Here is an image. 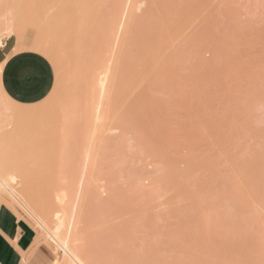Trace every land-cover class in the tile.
Returning a JSON list of instances; mask_svg holds the SVG:
<instances>
[{
    "label": "rangeland",
    "instance_id": "rangeland-1",
    "mask_svg": "<svg viewBox=\"0 0 264 264\" xmlns=\"http://www.w3.org/2000/svg\"><path fill=\"white\" fill-rule=\"evenodd\" d=\"M128 1L0 0V46L18 16L55 98H78L1 147L38 171L37 203L66 194L60 231L87 264H264V0ZM18 211L34 264L72 262Z\"/></svg>",
    "mask_w": 264,
    "mask_h": 264
},
{
    "label": "bare ground",
    "instance_id": "bare-ground-1",
    "mask_svg": "<svg viewBox=\"0 0 264 264\" xmlns=\"http://www.w3.org/2000/svg\"><path fill=\"white\" fill-rule=\"evenodd\" d=\"M35 1V0H34ZM130 1V0H129ZM128 1V2H129ZM131 2V1H130ZM34 3V2H33ZM76 3V2H75ZM82 3V2H81ZM29 5H31V3L29 4ZM75 6H76V4H75ZM85 6V5H84ZM31 7V6H30ZM28 7L29 9H33L32 11H34V9L36 8H33L34 7V4H33V7ZM83 10V8H81V11ZM27 11V10H26ZM30 11V10H29ZM24 12V11H23ZM34 12H37V10L36 11H34ZM22 13V12H21ZM25 13V12H24ZM38 13V12H37ZM128 13V12H127ZM36 15H38V14H36ZM90 15V14H89ZM26 16V15H25ZM126 16V15H125ZM27 17V16H26ZM35 18H36V16H35ZM125 20L123 21V22H125L126 21V17L124 18ZM36 20V19H35ZM21 21H22V19L21 18H19L18 16L17 17H15L14 19H11V25H10V28H8V30H9V32L11 33V35L12 36H14L15 37V40H16V47H15V49H28V45H30V47H31V45H32V47L33 46H35V45H33L34 44V42H33V35L31 36V35H29V32L27 31V29H26V27H27V23L26 22H24V24L22 25V23H21ZM39 21V20H38ZM30 22V21H29ZM126 23V22H125ZM120 24V23H119ZM124 24V23H123ZM29 26V25H28ZM124 27V26H123ZM110 29H111V27H109ZM121 30H122V28H121ZM122 31H120V33H121ZM120 36V35H119ZM118 41H119V39H118ZM118 43V42H117ZM39 46V45H38ZM41 48V47H40ZM40 48L38 47V49L40 50ZM38 49H36L35 48V51H37ZM38 52V51H37ZM16 60V59H15ZM28 61V60H27ZM32 63V62H31ZM104 76V75H103ZM106 76V75H105ZM105 76H104V78H105ZM99 78V77H98ZM101 79H103L102 77L100 78V80ZM100 80H98V82L100 81ZM102 81H105L104 79L102 80ZM96 82H97V80H96ZM102 83L103 82H101V85H100V91H101V89H102ZM105 83V82H104ZM98 85V86H99ZM106 85V84H105ZM104 85V86H105ZM103 86V87H104ZM107 89V88H106ZM105 89V90H106ZM68 91L67 89H64L62 92H61V94H59L56 98H55V95H56V93H57V88H56V85H54V87H53V89H52V91L50 92V94L46 97V98H44L43 100H41L40 102H38V103H35V104H31V105H24V104H20V103H17V102H15V101H12L11 99H9L4 93H3V91L1 90V88H0V101H2L1 102V104H0V106L2 105V107L0 108L1 110L3 109V111H4V113H5V115L4 116H6V117H4L3 119H5L6 118V121H7V123L5 122V120H4V122L6 123V126L8 125V127L9 128H7V129H9V130H7L6 132H4V133H6L4 136L5 137H3L1 134V136H0V139L1 138H3V139H9V138H13V141L11 140V139H9V141H12V142H10L11 144H14V143H16V145L18 146V144H19V147H21L22 145H20V143H18L17 144V141L14 139L15 137H19V139L18 138H16L18 141H20V137L21 136H19L20 134H21V132H24V133H22V134H25V132H27V129H28V132L30 133V132H32V134H35V136L38 134L37 132H39L38 131V127L39 126H37L38 124L37 123H39L41 120H44L45 118H44V116H48L47 118H46V120H44V121H46L47 122V120L49 119V120H51L53 117H55L56 118V114H59V115H61V113H62V110H63V107L66 109L67 107V109H68V111L70 110L72 113H74L76 110H75V108L77 107V102L75 103V101L78 99L77 98V95L76 94H74V95H71V94H69L70 92H68V94H66L65 92L66 91ZM98 91H99V89H98ZM106 92V91H105ZM108 94V93H107ZM69 95H71V97H73L74 96V98L76 97L77 99L76 100H70V96ZM102 95V94H101ZM105 96V95H104ZM66 97H69V98H66ZM63 99V100H62ZM64 99H65V103H64V105H62L63 104V102H64ZM67 99H68V104L66 103L67 102ZM72 99V98H71ZM101 99V98H100ZM100 99H98V100H100ZM63 102H62V101ZM71 101H72V103H71ZM105 101V100H104ZM62 102V103H61ZM100 102H101V100H100ZM99 102V103H100ZM71 103V104H70ZM75 103V105H73ZM101 103H103V102H101ZM105 103V102H104ZM61 104V105H60ZM67 104V105H66ZM69 104L71 105V106H69ZM98 104V103H97ZM74 106V108H72ZM76 106V107H75ZM98 106V105H97ZM61 108H62V110H61ZM101 108V107H100ZM58 109V113H55V111ZM64 109V110H65ZM71 109H74V110H71ZM102 109V108H101ZM61 110V111H60ZM96 110H97V108H96ZM103 110V109H102ZM55 113H53V112ZM61 113H60V112ZM57 112V111H56ZM97 112V114L99 115V110L98 111H96ZM95 112V113H96ZM102 112V111H101ZM65 113H68V112H66L65 111ZM65 113H62V114H64V115H62V116H64L63 118H65ZM70 113V112H69ZM49 114H50V116H51V118H50V116H49ZM53 115V116H52ZM57 116L58 118H60V116ZM66 115H68V118H70V116H71V114H70V116H69V114H66ZM78 115H79V113H78ZM96 116V115H95ZM42 117H43V119H42ZM100 117H101V114H100ZM67 118V117H66ZM65 118V119H66ZM73 119V118H72ZM53 120V119H52ZM56 120V119H55ZM67 120V119H66ZM66 120H64L63 119V121H66ZM38 121V122H37ZM59 121V120H58ZM68 121H70V119L68 120ZM46 122H44V123H46ZM51 122V121H50ZM57 123V122H56ZM65 123V122H64ZM35 124V126H33V125ZM70 124V123H69ZM72 124V123H71ZM28 125V126H27ZM29 125H32V127L31 126H29ZM41 125H43L42 123H41ZM49 125H50V123H49ZM54 125H55V123H54ZM58 125V124H57ZM56 125V126H57ZM37 126V127H36ZM51 126H52V124H51ZM26 127V128H25ZM29 127V128H28ZM34 128H37V130L36 129H34ZM26 129V130H25ZM31 129H33V131L35 130V131H37V132H33ZM41 127H40V131H41ZM25 130V131H24ZM49 130H52V129H49ZM48 130V131H49ZM5 131V130H4ZM3 132V131H2ZM1 132V133H2ZM27 132V133H28ZM46 132V131H45ZM37 133V134H36ZM47 134H48V132H46ZM31 134V133H30ZM39 134H42L41 132H39ZM23 137V136H22ZM22 137H21V139H22ZM25 137V136H24ZM28 138V137H27ZM26 138V139H27ZM37 138H39V137H37ZM44 138V137H43ZM43 138H41V139H43ZM3 139H1L2 140V142H0V204L1 203H5L6 205H8V206H10L13 210H15V212L17 213V214H19L20 216H22L20 213H19V211H18V208L20 209V210H22L24 213H26L33 221H34V223L39 227V228H41L42 229V231L44 232V233H46L45 235V237L47 238V236H48V242L50 241L52 244H54L55 246H56V249L57 250H61L62 251V255L64 256V257H68V259H70L69 261L71 262L70 264H87L86 263V261H85V259L77 252V251H75L72 247H71V242L69 241V238H68V236L67 235H63V234H61V229L62 228H64L65 227V221H66V211H65V209H64V206H63V204L65 203L66 204V201L64 202V200H65V197H66V194L64 193V192H62V190H59L57 187V189L55 190V186H53L54 187V191H53V198H54V203H55V205L52 207L51 205L52 204H49V205H47V203H40V200H41V197L42 196H40L39 194L40 193H38V192H35V194L36 195H39L38 196V198L39 199H36V200H39V202L37 203V201H35V197H32L34 194L33 193H31V194H33V195H31L30 193H29V189L30 188H32V187H30V186H28L29 185V183L28 182H30V180H31V178H32V180H31V182L30 183H32V184H34V181L36 180H34L33 181V177L35 178L36 176H33L34 174H36V172L38 173V171H36V168H35V170L33 169V172L34 171H36L35 173H33V172H31V174H30V171H27L28 169H29V167H28V169H24V167H22L21 169H20V167H21V165L20 164H23V163H20V162H18L17 160H15L16 159V156L12 153V151H13V149H11L12 151H11V154H13L14 156V158H12V155H8L7 154V152H6V148H9L8 146H10L11 144H7L6 142L4 143L3 142ZM25 139V138H24ZM32 139V138H31ZM30 139V140H31ZM0 140V141H1ZM23 140V139H22ZM15 141V142H14ZM38 141V140H37ZM36 141V142H37ZM1 143L2 144H4V146H6V147H4L5 149L3 150V148L1 147L2 145H1ZM26 145V144H25ZM15 146V145H14ZM15 148H17V147H15ZM8 151L10 150V148L9 149H7ZM6 152V153H5ZM10 153V152H9ZM22 155V154H21ZM21 157V156H20ZM17 158H19L18 156H17ZM27 158V157H26ZM16 161V162H18V164L14 161V160ZM26 163H24L23 164V166L25 165ZM37 165H40L41 166V164H39V162H38V164ZM29 166V165H28ZM19 167V168H18ZM42 167V166H41ZM30 170H31V168H30ZM39 170V169H38ZM29 172V173H28ZM46 172H47V169H46ZM85 172V171H84ZM41 173V172H40ZM43 173V172H42ZM82 173V172H81ZM80 173V174H81ZM44 174V173H43ZM30 175H32L31 177H30ZM38 176V175H37ZM43 177V176H42ZM78 177H80V176H78ZM39 178V177H38ZM54 178V177H53ZM66 178V177H65ZM42 179V178H41ZM33 181V182H32ZM79 182V181H78ZM22 183V185L23 184H25L26 185V187H24V189H19V187H17V186H20V184ZM21 185V186H22ZM31 185V184H30ZM24 186V185H23ZM34 186V185H33ZM36 187V186H35ZM34 187V188H35ZM49 188V187H48ZM47 188V189H48ZM28 190V191H27ZM49 190H50V188H49ZM31 191V190H30ZM48 195V194H47ZM37 198V197H36ZM43 198V197H42ZM73 204V203H72ZM73 208V207H72ZM71 217V216H70ZM70 217H69V219H70ZM70 222V221H69ZM69 226V225H68ZM75 225H73V227H74ZM67 230V229H66ZM41 231V230H40ZM41 231V232H42ZM40 233V232H39ZM45 237H40L41 238V240H42V238H45ZM73 238H75V237H73ZM47 240V239H46ZM74 241H76V240H74ZM78 241V240H77ZM78 247V246H77ZM80 250H82V249H80ZM59 261H60V259H59ZM59 261H58V259H56L55 260V262H54V264H61V263H59ZM62 261V260H61ZM67 261V260H66Z\"/></svg>",
    "mask_w": 264,
    "mask_h": 264
},
{
    "label": "crops",
    "instance_id": "crops-1",
    "mask_svg": "<svg viewBox=\"0 0 264 264\" xmlns=\"http://www.w3.org/2000/svg\"><path fill=\"white\" fill-rule=\"evenodd\" d=\"M16 47L14 36L0 46V55ZM18 55L6 72L0 73V88L12 101L31 105L46 98L55 84V71L51 61L41 52L16 49ZM28 60V61H27ZM32 62V63H31ZM27 67L25 81H18L17 69ZM34 227L5 203L0 204V264H34L30 252L35 244ZM53 257L50 264H54Z\"/></svg>",
    "mask_w": 264,
    "mask_h": 264
},
{
    "label": "snow or ice",
    "instance_id": "snow-or-ice-1",
    "mask_svg": "<svg viewBox=\"0 0 264 264\" xmlns=\"http://www.w3.org/2000/svg\"><path fill=\"white\" fill-rule=\"evenodd\" d=\"M18 55V52L16 49H12L9 53L5 55H0V73L6 72L7 68L10 67L16 57ZM28 68L27 67H20L17 69V79L18 81H25L26 82V77L28 75Z\"/></svg>",
    "mask_w": 264,
    "mask_h": 264
}]
</instances>
